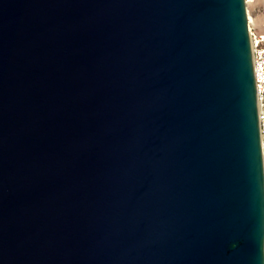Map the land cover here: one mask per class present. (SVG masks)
<instances>
[{
	"label": "water",
	"instance_id": "1",
	"mask_svg": "<svg viewBox=\"0 0 264 264\" xmlns=\"http://www.w3.org/2000/svg\"><path fill=\"white\" fill-rule=\"evenodd\" d=\"M0 264H264L246 0H0Z\"/></svg>",
	"mask_w": 264,
	"mask_h": 264
},
{
	"label": "built area",
	"instance_id": "2",
	"mask_svg": "<svg viewBox=\"0 0 264 264\" xmlns=\"http://www.w3.org/2000/svg\"><path fill=\"white\" fill-rule=\"evenodd\" d=\"M252 62L256 86L258 118L264 160V27L258 32L254 25L249 28Z\"/></svg>",
	"mask_w": 264,
	"mask_h": 264
},
{
	"label": "rangeland",
	"instance_id": "3",
	"mask_svg": "<svg viewBox=\"0 0 264 264\" xmlns=\"http://www.w3.org/2000/svg\"><path fill=\"white\" fill-rule=\"evenodd\" d=\"M249 11L251 17L256 21V23H261L260 26L264 27V0H255L253 3L249 4ZM259 26V25H258ZM256 31L259 32L257 24L254 25Z\"/></svg>",
	"mask_w": 264,
	"mask_h": 264
},
{
	"label": "bare ground",
	"instance_id": "4",
	"mask_svg": "<svg viewBox=\"0 0 264 264\" xmlns=\"http://www.w3.org/2000/svg\"><path fill=\"white\" fill-rule=\"evenodd\" d=\"M255 0H246L247 3V16H248V23H249V28L252 27V25H259L260 26V22L258 24V22L256 23V21L251 17L250 11H249V4L253 3Z\"/></svg>",
	"mask_w": 264,
	"mask_h": 264
},
{
	"label": "crops",
	"instance_id": "5",
	"mask_svg": "<svg viewBox=\"0 0 264 264\" xmlns=\"http://www.w3.org/2000/svg\"><path fill=\"white\" fill-rule=\"evenodd\" d=\"M257 27H258V29H259V32L263 29V26H258V25H257Z\"/></svg>",
	"mask_w": 264,
	"mask_h": 264
}]
</instances>
